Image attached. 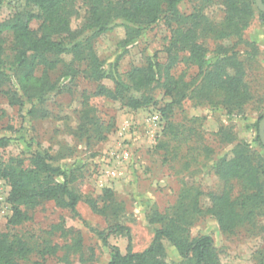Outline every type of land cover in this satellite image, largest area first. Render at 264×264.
Instances as JSON below:
<instances>
[{"label": "trees", "instance_id": "1", "mask_svg": "<svg viewBox=\"0 0 264 264\" xmlns=\"http://www.w3.org/2000/svg\"><path fill=\"white\" fill-rule=\"evenodd\" d=\"M4 1L0 0V8ZM76 1L84 3L86 12L82 25L74 30L70 19L76 14ZM181 1L19 0L15 13L0 21V32L8 30L12 34L15 53L12 66L5 70L0 43V94L7 97L12 106L30 104L27 113L34 116L51 93L63 92L66 87L60 84L62 79L73 81L80 77L95 85L92 93L83 92L78 125L68 130L76 141L90 147L104 141L114 128L113 119L104 121L97 116L96 109L90 106L92 98L120 102L137 110L153 103V98L146 93L158 85L169 99L158 110L160 118L166 119L159 147L171 152L168 146L176 140L181 127L173 122L172 117L183 102L189 101L193 106H221L230 116L244 113L254 96L248 78L260 55L258 46L246 40L244 32L255 15L264 25L263 14L257 10L254 0H220L225 15L219 24L209 21L200 9L188 15L181 14L178 9ZM262 2L264 4V0ZM33 20L40 21L36 32L29 28ZM162 21L170 30L168 43L163 49L167 56L165 64L150 59L122 76L114 65L106 68L97 56L94 42L101 35L120 27L125 31L120 44L125 47L138 39L143 30ZM210 41L214 44L212 49L209 48ZM216 41H231L233 44L224 46ZM178 61L195 67V76L189 80L185 75L175 78L172 70ZM40 68L41 73L36 76ZM55 71H59V75L52 79L51 74ZM106 79L112 81L111 88L102 84ZM190 120L198 121L195 118ZM185 132L188 136H201L193 126H186ZM215 138L227 145L236 141L229 126L217 130ZM199 139L196 148L201 152L210 151L203 137ZM10 142V137H0V149ZM259 144L264 149L260 141ZM194 149L190 146L186 150ZM74 152L73 147L62 145L54 154L38 151L28 159L19 156L5 161L0 159V180L11 188L7 197L12 211L9 224L30 220L27 210L49 201L77 216L76 205L80 196L74 190V184L81 178L82 169L74 163L65 168L59 165ZM213 172L228 185V189L219 195L208 192L210 206L206 208L200 201L204 195L202 191L184 189L183 201L175 207L172 216L153 213L148 217L150 224L160 223L161 227L155 230L151 244L142 252H132L129 229L120 222L123 205L112 190L104 189L98 199H88L86 202L91 210L104 217L111 233H124L128 238L126 254L110 247L107 264H167L160 259L165 253L163 240L181 257L179 264H219L210 237L188 240L181 234L191 225L194 216L200 214L215 217L225 234H232L236 228L248 223L264 232V222L262 225L257 223L258 218L264 220V156L248 143L237 142L216 161ZM232 181L241 191L234 198L231 196ZM186 198L189 200L187 204L184 202ZM102 240L107 244L106 236ZM16 259H24L23 248L7 241L6 236L0 237V264H15Z\"/></svg>", "mask_w": 264, "mask_h": 264}, {"label": "rangeland", "instance_id": "2", "mask_svg": "<svg viewBox=\"0 0 264 264\" xmlns=\"http://www.w3.org/2000/svg\"><path fill=\"white\" fill-rule=\"evenodd\" d=\"M18 1H4L0 8V21L7 20L15 13V5L20 4ZM74 9L76 14L72 15L70 23L75 30L84 21L86 6L76 1ZM178 9L185 15L200 9L209 21L216 24L221 23L225 15L220 0H182ZM39 26L40 21L29 23V28L35 32ZM124 32L118 27L94 42L95 52L106 68L114 65L117 72L124 76L133 67L142 66L150 59L166 63L167 56L163 49L168 43L170 30L163 21L143 30L138 39L122 47L120 41ZM244 38L254 42L260 51L258 63L254 64L248 78L254 90L253 100L246 105L244 113L237 116L227 115L221 106H193L189 101L183 102L182 110H176L172 117L173 122L181 127L176 140L168 146L171 152L159 147L163 141L166 119L160 118L158 110L169 99L158 85L146 93L153 98V103L137 110L125 107L120 102L92 98L90 106L96 109L97 116L104 121L113 119L114 128L104 141L90 147L76 141L68 130L78 125L83 92L92 93L95 85L88 84L80 77L73 81L62 79L60 84L66 87L63 92L51 93L44 105H37L39 112L34 116L27 113L30 104L12 106L7 97L0 94V137L11 139L8 146L0 149L2 161L15 156L28 159L38 151L54 154L60 146L67 145L73 147L75 152L70 158L60 161L59 165L65 168L74 163L82 169L81 178L74 184V190L80 196L76 205L77 216L49 201L27 210L30 220L17 225L9 224L12 211L7 197L11 188L0 180V237L6 236L7 241L23 248L24 259H16L15 264H107L110 247L118 248L125 255L127 236L124 233H111L104 217L93 212L86 202L88 199H98L104 189L112 190L123 205L120 222L129 229L132 252H142L151 244L155 230L161 227L160 223L150 224L148 217L153 213L172 216L175 207L183 201L184 189L202 191L204 195L200 201L204 208L210 206L206 196L208 192L219 195L225 188L228 189V185L214 174L213 165L237 142L248 143L264 156L260 139L257 140L259 119L264 118V25L258 15L246 28ZM0 43L7 70L15 56L12 34L8 30L0 32ZM216 43L224 46L233 44L231 41ZM213 47L210 41L209 48ZM41 70L38 69L35 75L39 76ZM172 74L175 78L185 75L189 80L195 76L196 68L178 61ZM58 75L59 71H55L51 77L56 79ZM102 84L110 88L113 86L109 79L102 81ZM43 113L47 116L43 117ZM192 118L198 121H191ZM186 126L197 129L210 151L201 152L196 148L201 136H188ZM222 126L231 127L236 139L233 144L219 143L215 138V133ZM190 146L195 149L187 152ZM232 186L231 196L234 198L241 191L236 182L232 181ZM188 201L186 198L185 204ZM257 220L259 225L264 222L260 218ZM192 221L181 232L182 236L188 240L210 237L219 264H264V232L254 228L251 223L236 228L232 234H225L211 215L200 214L194 216ZM104 236L107 237V244L102 240ZM162 244L165 251L160 257L162 261L167 264L182 262L166 240Z\"/></svg>", "mask_w": 264, "mask_h": 264}, {"label": "water", "instance_id": "3", "mask_svg": "<svg viewBox=\"0 0 264 264\" xmlns=\"http://www.w3.org/2000/svg\"><path fill=\"white\" fill-rule=\"evenodd\" d=\"M255 6L259 12L263 14L264 17V4L262 0H254ZM258 133H259V139L264 146V118H262L258 124Z\"/></svg>", "mask_w": 264, "mask_h": 264}]
</instances>
